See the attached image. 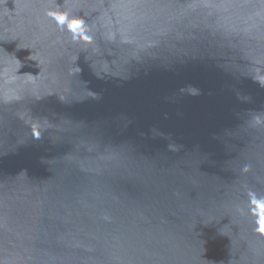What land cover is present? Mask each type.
I'll list each match as a JSON object with an SVG mask.
<instances>
[{"label": "water", "instance_id": "1", "mask_svg": "<svg viewBox=\"0 0 264 264\" xmlns=\"http://www.w3.org/2000/svg\"><path fill=\"white\" fill-rule=\"evenodd\" d=\"M0 264H264V0H0Z\"/></svg>", "mask_w": 264, "mask_h": 264}]
</instances>
